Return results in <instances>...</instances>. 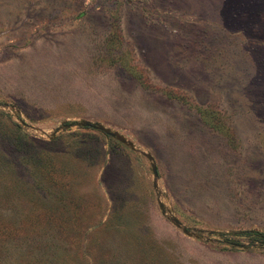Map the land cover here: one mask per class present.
Instances as JSON below:
<instances>
[{"label": "rangeland", "instance_id": "obj_1", "mask_svg": "<svg viewBox=\"0 0 264 264\" xmlns=\"http://www.w3.org/2000/svg\"><path fill=\"white\" fill-rule=\"evenodd\" d=\"M0 264H264V0H0Z\"/></svg>", "mask_w": 264, "mask_h": 264}, {"label": "water", "instance_id": "obj_2", "mask_svg": "<svg viewBox=\"0 0 264 264\" xmlns=\"http://www.w3.org/2000/svg\"><path fill=\"white\" fill-rule=\"evenodd\" d=\"M86 125H88V126H92V124H90V123H87ZM93 126H95V125H93ZM95 127L100 128V126H95ZM107 133H108V134H111L112 136H116L115 133H112V132H110V131H107Z\"/></svg>", "mask_w": 264, "mask_h": 264}]
</instances>
